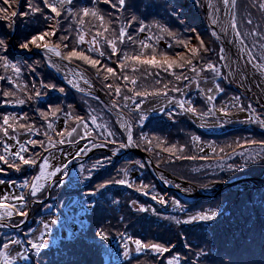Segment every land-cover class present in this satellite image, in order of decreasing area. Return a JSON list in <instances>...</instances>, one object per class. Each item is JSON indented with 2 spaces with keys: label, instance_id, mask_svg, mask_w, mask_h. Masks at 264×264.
Here are the masks:
<instances>
[{
  "label": "snow or ice",
  "instance_id": "snow-or-ice-1",
  "mask_svg": "<svg viewBox=\"0 0 264 264\" xmlns=\"http://www.w3.org/2000/svg\"><path fill=\"white\" fill-rule=\"evenodd\" d=\"M103 3L110 6L117 13H121L120 16L113 17L111 12L105 16L104 12L97 7V4ZM79 0H0V25L6 27L10 32H15L17 28V21H26L28 23L42 20L47 25L44 29L34 30L29 33L22 41L19 42V48L24 51H32L33 49L43 53L44 59L49 61L50 66L56 67L57 71H60L64 65L58 64L52 57L58 58L59 61H67L68 64H72L73 61H82L85 65L95 70L97 76L103 73V79L105 81L109 78L120 80L123 84L137 85V77L135 75H129V69L132 73H141L144 78L160 76V73H166L167 76L172 79L164 82L163 79L155 81L157 85L162 84V87L154 88L148 91L141 87L127 88L126 92L122 91L120 86H115L112 83L105 84L104 86L109 89L108 95H115L120 97L123 101L122 107L129 109L131 112L138 113L136 123H140L146 119L143 114L141 104L143 100L149 97L163 98L166 103L159 109H154L163 112L169 105H174L179 109L178 114L187 115L190 118H195L200 121H204L210 117H216L219 113L224 117L223 121L217 120L216 127H223L228 122L227 118L231 115V109H238L240 112L248 111L250 114L244 123L257 125L262 131H264V118H261V114H258L253 109L251 104L246 107L240 103L241 98L239 96L233 97L231 105L223 104L220 107H216L213 101L216 99V95L221 93L223 89L215 83L220 77V69L215 67L214 62L207 60V54L211 51L218 55L220 60L235 63L237 65L236 72L241 76V86H243V80L247 78L248 65L260 69L259 80L264 81V64L256 63L257 59L264 61V32H258L257 30H250L246 35L259 39L260 43L257 45L256 39L252 40L253 47L248 50L241 47L238 51L247 53V61L242 68L238 60L233 61L231 55L226 48H219L218 52L214 49H210L197 34L195 35L196 44L192 45L191 38H186L180 34L171 30L169 26L161 24L156 21L152 24H145L144 20L133 14L131 16L124 17L126 23L119 25L118 34L113 30L111 36L106 35L109 33L113 19L116 21L121 20V16L128 8V0H91V7L78 8ZM224 9L229 10L232 15L227 21L230 26L233 35L236 38V42L243 46L245 41L241 38V33L237 31V23L235 17V9L237 7L236 0H222ZM198 6L204 7L203 4ZM213 4L211 0H208L207 16L212 25H218V13L220 9L217 7L213 11ZM261 12H264V0H261L259 4ZM172 14L176 15L175 9L172 10ZM92 17L99 22V25H93L96 30L92 33L90 40H85L86 32L84 30L85 18ZM65 19L70 25H75V37H70L73 32L72 27L63 28L61 33V20ZM181 23L183 21L181 20ZM249 25H252V20H247ZM220 31L227 34L228 28L224 25H219ZM155 29L154 34L149 35L152 30ZM91 31V29H89ZM194 31V30H193ZM137 34H144V39L139 40ZM53 37H57V40H53ZM212 38H218L217 32H211ZM167 38V49L158 50L157 44L160 40ZM101 41L107 45L106 51L102 48ZM87 43L88 47L85 50L80 49L79 46ZM228 44H232L231 40L227 41ZM137 45L139 51L136 54H130L128 51H124L121 46L124 45ZM176 48H183V52L172 53L169 50ZM10 44L8 39L4 36H0V69H3V73L0 74V81L6 82L5 86L0 87V93L3 96V103H0V108L4 107H16L24 105L26 102H36L46 96L49 92L56 91L61 94L65 93L63 87H58L55 83H45L40 81L38 84L32 83L29 85L22 79L24 66L19 62L13 63L12 59L8 55ZM145 49H150V54L145 53ZM86 53H95V57ZM112 57H115L114 61L116 68L120 69V72L114 70L109 66V62L112 61ZM102 60L104 63H102ZM98 65L100 67H98ZM34 71V69H29ZM210 72L213 77V87L208 88L206 91L200 89V96L204 99L207 105L206 110L198 109L194 106V101H185L181 99L172 98L169 93H179L181 96L185 95L183 89H187L191 85L195 84L199 86V78L202 73ZM192 73L193 75H189ZM73 75L83 77V73L75 71L71 73ZM256 75L255 73L253 74ZM77 91H80L79 85L73 80H67ZM87 83V81H85ZM187 82V83H184ZM7 85H11V88H7ZM182 86V87H181ZM257 86L264 87V84L257 82ZM250 91V89H249ZM215 93V94H214ZM22 94V95H21ZM131 101V104L128 103ZM112 108H117L120 104V100L113 99L111 102ZM64 113V130L56 132V135L60 137L59 140H54L50 135L55 131L54 121L58 118V114ZM40 120H42L47 127L44 135L47 142L43 140L26 139L23 143H19L15 151H13L8 143H3V153L0 154V165H5L7 169L20 173L24 170L25 166L37 170L33 175L31 181L25 180L24 183L19 185V188L28 190L19 194H5L0 196V226H9L8 221H13V217L27 218L29 213L27 211L29 205V199H37L43 194V190L46 183H59L54 181L53 178L58 173H62L67 169L69 155L73 158H78L82 154H86L91 151L88 144L81 146L80 141L86 139H92L93 147H108L112 148V154L116 155L118 149H125L135 145L138 148H142L144 151L153 152L154 148L160 149V152L167 153L169 157H174L176 160H196L197 155L190 154L191 149L188 145L179 146L171 145L167 146V142L162 140L158 136L149 138L145 134H141L138 138L134 139L133 124H130L122 117L119 119L120 130L125 133L123 139L118 138L116 133L112 131L107 124H97V117L92 116V124L99 130L105 133L104 139L99 143H95L92 137V132L89 130L87 117H81L74 113L73 107L68 105L67 110L61 106L49 107L47 111H38L37 113ZM89 115H91L89 113ZM173 113L168 112V118H173ZM49 117L53 119L50 121ZM29 117L27 113L20 116H14L11 113L3 114L0 116V134L6 140L18 141L20 131L25 130V133H32L33 135H39V129L35 128L34 123H28ZM72 122L75 126H70L69 122ZM204 126L203 123L200 124ZM78 128H82L83 134L78 132ZM11 130V131H9ZM78 137V138H77ZM192 146L195 148L199 146V151L203 152L204 148L201 144V140L198 136L191 137ZM30 144L32 150L30 151L26 145ZM67 144L68 149H72L70 153L66 152L64 145ZM210 149V155L214 156L220 163L217 167L221 171L227 170L228 172L235 173L239 169L247 168L249 165L264 164V138L253 139L245 137L242 139L233 140L231 143L217 147L216 145H208ZM39 149V150H38ZM53 149H58L62 160L59 164L53 165L52 161L57 160L58 157ZM48 153V155H43ZM209 154H206L204 158L207 159ZM233 156H239L240 162H234L233 164H226L227 159H231ZM103 161L96 160L92 166L85 170L81 167V176L83 180L88 181L92 179L91 173L98 167H103ZM138 167H143L138 161H134ZM87 171V175H85ZM123 177H113L96 185L93 191L85 193L86 196L94 197L102 190L107 189L110 185H120L130 188L141 195H149L150 186L146 183L136 184L128 178V171L125 169ZM0 174L7 175V172L0 168ZM213 183L218 181L214 180ZM9 184V187L15 185V181L8 182L0 179V185ZM204 187H207L205 185ZM151 199L156 203L165 205L167 201L158 195H151ZM113 203H119L113 201ZM131 206L135 208V211L139 213L148 212L149 209L138 206L136 200L131 201ZM172 206L176 210L184 211L180 202L173 200ZM153 215L155 211L153 210ZM218 212L215 209L204 210L194 214H188L187 218L179 219L177 217H164L165 220L174 221L178 225H195L197 223L212 222L217 219ZM23 220L14 221L11 226L19 227ZM49 224H43V230L37 235L36 233H29L32 238L27 239V244L32 250V254L39 257L42 254V250L49 247V242L44 238L45 233L50 232ZM102 240H108L109 235L103 229L96 233ZM123 235V234H121ZM187 241V237H185ZM22 241L10 239V243L3 244V250H0V258L3 259L4 264H13V259L6 255V250L10 248V245L19 246ZM136 256H140L142 253H152L157 255H164L165 253H172L175 245L169 247L167 244L155 243L152 241L144 242L141 239H133L132 237L126 238L121 247L123 249V257L128 260L133 254V247ZM185 248L188 252L193 251V246L186 242ZM22 260H28V255H23L17 252ZM235 264L231 256L225 255L218 261L214 260L210 255V251L203 248L199 249L195 254V259H191L188 255L183 257L179 255H173L171 259L167 261V264Z\"/></svg>",
  "mask_w": 264,
  "mask_h": 264
},
{
  "label": "trees",
  "instance_id": "trees-1",
  "mask_svg": "<svg viewBox=\"0 0 264 264\" xmlns=\"http://www.w3.org/2000/svg\"><path fill=\"white\" fill-rule=\"evenodd\" d=\"M187 3V0H128L129 6L121 16V20L116 21L113 19L110 31L109 33H106V35L111 36L113 30L118 34L119 25L122 22L126 23L124 17L135 14L143 19L145 24H152L153 22L158 21L161 24L169 26L172 31L180 34L181 36L191 38L192 45L196 44L194 37L197 34L202 37L205 44L206 40H213L209 35L204 21L202 20L201 22V18L198 16V14H196L195 10L192 15H188L186 13L188 11L187 6H192V4L188 5ZM91 6V0H79L77 5L78 8ZM97 7L104 12L105 16H107L109 12H111L113 17L121 15V13H117L114 9L110 8V6L103 3L98 2ZM173 9H175L176 15L172 14ZM181 20L183 23H181ZM61 25V33H63V28H73V32L69 41V43H71V39H74L75 37V25H70L65 19L61 20ZM93 25L98 26L99 22L90 16L86 17L84 30L86 35L90 38L92 37V33L96 30ZM46 27L47 25L44 24L42 20L28 23L18 19L16 28L17 33L15 38L16 49L18 51H24L19 48V42L34 30L44 29ZM89 29H91V31H89ZM155 32L156 30L153 29L152 32L148 34L151 35ZM12 33L13 32H10L6 27L0 25V36H4L6 39H8L9 44ZM137 38L139 40L144 39V34H137ZM53 40H57V37H53ZM101 44L103 49L110 51V49H107V45L104 44L103 41H101ZM121 47L124 51H128L130 54H136L139 51V47L137 45L126 44ZM79 48L86 51L87 46L83 44L80 45ZM157 48L158 50L167 49V38L160 40V42L157 44ZM144 51L146 54H150V49H145ZM169 51L172 53L183 52V48H176L174 46L173 49ZM8 55L12 61L16 60L17 62H21V65L28 64L26 69L31 68L29 62L32 60H39L38 63L41 62V64H36L33 66L35 69L34 71L24 72V76L32 79L34 82H44V80L50 78L49 75H46L45 71H47V68L45 64L42 62V59H39L38 56L34 58L17 57L14 55L13 51L10 50V48ZM89 55L95 57V53H90ZM111 59L113 62H109V66L113 67L114 70L119 73L120 69L116 68L114 63L116 58L112 57ZM72 63L84 71L96 84V86L107 95L109 91L105 90L103 86L108 83H112L113 85L118 84L119 86H122L126 89L130 87L139 88L142 86L144 89L151 91L154 88L162 87V84L157 85L155 83L156 80L163 79L164 82H167L172 79L163 72L160 73V76L148 77L145 79L143 74H134L129 69L128 74L135 75L137 77V85H125L120 80H115L114 78H109V80L105 81L103 79V73H101L100 76H97L95 70L85 65L82 61H73ZM102 63H104L103 60ZM98 67L100 66L98 65ZM2 73L3 69H0V74ZM33 73H35V76H33ZM189 75L193 74L189 73ZM201 76L203 77V73ZM54 83L58 87L60 86L58 82L55 81ZM5 84L6 82L0 81V85L5 86ZM7 87L11 88V85H7ZM49 94H51V92L44 96V98L46 99ZM108 96L112 100L114 99L112 95ZM64 97V94H60L61 99L58 98V101H63ZM76 97L78 96H74L75 107L78 105L75 99ZM88 98L89 97H83L85 100H88ZM89 99L92 100V98ZM64 104L68 103L64 102ZM28 108L29 116L37 119L38 110L46 108V105L38 102L37 107L30 106ZM76 109L80 113L74 110L75 114L85 115V113L81 112V106L80 108ZM105 111L107 112L106 108ZM110 117L113 119L111 115ZM99 119L100 118L97 117L98 121ZM172 127L180 128L181 130L183 127H188V129L192 131V129H195L196 126L190 124L186 117L182 116L181 114H177L174 122L156 121L150 123L146 128L143 127L142 129L148 130L147 136L151 138L155 129L168 131ZM195 130L197 131V129ZM233 134L234 133H231L230 136ZM191 137L192 136L190 135V139ZM197 148H199V146H196V149ZM203 148L204 151L199 152L201 153L199 155L200 157H204L206 154L210 153L209 151H205L207 149L205 145ZM195 151L197 152V150ZM156 155L158 156L157 152ZM160 155L166 157L168 154L161 153ZM125 169L126 168H123V165L119 168H115L111 174L107 173L97 178L96 182L102 183L113 177H123V170ZM138 169L140 168L135 167L131 169L128 178L131 180L134 178L133 182L136 184H148L150 186L149 195H141L139 192L126 187V190L115 195V198H112L110 204L112 205L113 210L108 216L114 218L109 222L107 220V223L105 224V230L108 233L109 238H126L128 234H130V237H132L134 232L133 230L137 231L139 229V233H136L135 235L137 239H141L144 242L156 241L160 244H167L169 247L175 245L174 249L178 254H182L183 256L188 255L191 259H195L196 252L203 248L210 251V255L216 261H218L221 257L228 255L232 257V260L235 262V264H264V190L244 192L241 194L239 193L240 195L238 196L239 199L237 202L224 212H221L224 207H222V205L218 206L216 208L218 216L215 221L197 223L195 225H178L174 221L165 220L164 217H177L179 219H185L187 218V215L191 213L182 214L179 212V210H176L178 211L177 215L171 214L169 212L168 202L165 205H157L155 204V201L151 200V195H158L163 198L166 197V195H169L171 196L169 198L170 201L176 200L180 202L181 205H184L182 202L183 200L181 198L179 200V197L176 195L172 196L173 193L168 192V190L162 187L147 167H145V170H143L145 178L137 176L139 173H142L140 170L137 172ZM112 188L114 187H110V189ZM132 200L141 202L142 207L148 208L149 211L145 213H139L135 211V208L131 206ZM113 201H118L119 203H113ZM160 209L161 211L158 212ZM153 210L155 211V215H153ZM185 237H187V241L185 240ZM77 242H79V244L70 243V249L63 254H60L58 257H50L48 253H43L44 255H41L37 258L33 257L32 260L27 264H164V259L168 256V253H165L162 258L159 259V263L157 260H153L151 258V253H142L140 256L133 254L129 260L110 262L106 261L102 257V253L97 247H94L93 245H86V240L84 241V239L78 238ZM186 242L193 246V251L191 253H189L188 249L184 246ZM155 256L159 255L155 254ZM181 264H183V261H181ZM202 264H204L203 261Z\"/></svg>",
  "mask_w": 264,
  "mask_h": 264
},
{
  "label": "rangeland",
  "instance_id": "rangeland-1",
  "mask_svg": "<svg viewBox=\"0 0 264 264\" xmlns=\"http://www.w3.org/2000/svg\"><path fill=\"white\" fill-rule=\"evenodd\" d=\"M187 1H188L187 4L188 5L192 4V6L191 5L187 6L188 11L186 13L188 15H192L194 13V10H195L196 14H198V16L200 18H202L203 13H202V15L200 14L201 13L200 12L201 7L198 6V4H200V0H187ZM260 2H261V0H236L237 7L235 9V17H236V23H237V31L241 33L243 39L245 40L247 45L250 47V49L253 47V45H252L253 39H256L257 45L260 43V41H259L258 37L253 38V37L247 36L246 34L250 30H257L258 32H264V12H261V10L259 8ZM183 5H185V4H183ZM249 19L252 20V22H253L252 25H249L247 23V20H249ZM202 20H201V22H202ZM90 39L91 38L89 36L85 35L86 41L90 40ZM206 44L208 45V47L210 49H214V50L217 49L216 50L217 52H218L219 48H223L217 40L216 41L215 40H206ZM84 45L88 47L87 43H85ZM206 59L214 62L215 67L220 69V77L215 81V83L217 84V81H220L219 86L223 89V91L221 93H218V94L214 93L216 95V99H215V101H213V104L216 107H220L223 104L231 105L233 102L232 98L235 96H238V95L235 94L234 91L232 92L227 88V84H226V80H225L226 73H225L224 68L222 66L223 60H220L218 55L214 54L213 52H209L207 54ZM38 61L39 60H32L31 62H29L31 65V68H28V69H26L28 64L23 65L24 71L22 74V79H24L25 82L28 83L29 85H31L32 83H36V82H34L30 78L25 77L24 72L29 71V69H34L33 66L36 64H41V62L38 63ZM257 61L260 64H264V61H262V60L257 59ZM13 63H16V62H13ZM19 63H21V62H19ZM45 72H46V75H49V77H50V78L44 80L45 83H49V82L54 83L55 78H58V77H56V75L54 73H51L48 70ZM33 76H35V73H33ZM185 83H187V82H185ZM36 84H38V83H36ZM115 86H119V85L116 84V85H114V87ZM103 87L105 90L109 91V89H107L105 86H103ZM120 87L122 88L123 92L127 91L126 88H124L122 86H120ZM212 87H213V77H212V74L210 72H208V73H203V77L201 76L199 78V86L193 84L190 87H188L187 89H183L185 91V95L181 96L179 93H169V95L174 99H181V100H185V101H194L195 102L194 106L196 108L206 110L207 105L205 104L204 99L201 98V96H200V89H204L206 91L208 88H212ZM63 88L65 89L64 94L70 95L69 104L73 107V110H76L77 112H79L76 108H80V106H81V108H82L81 112L85 113V115H81V114H77V115H79L81 117H87L86 121H90L91 123H92V116L99 117L100 118L99 121L101 124H107L108 127L116 133L118 138L123 139L122 135L119 133V131L116 128L115 120L109 119L107 117L105 107L102 104L100 105L101 102H97L95 100H85L83 98L76 97L75 99H76V102L78 103V105L75 107V104H74V96L75 95L74 94H76V92L73 91L72 89H69V87H67L65 84H64ZM197 88H198V90H197ZM80 91H85V90L80 88ZM54 92H56V91H52L51 93H54ZM112 96L114 99L120 100V104H118L117 106L125 113L127 119L129 120V123L134 125V127H133L134 139L138 138L141 134L148 135L147 134L148 130H143L142 126L146 125V121L149 117H147V115H145L146 119L144 121H142L140 123H136V118H137L138 114L131 112L129 109L123 108L122 107L123 101L121 100L120 97H116L114 94ZM90 97H93V96H90ZM149 100L151 101L150 103H149ZM145 101H146V104H144ZM145 101L143 100V103L141 104V108H142L143 112H146L148 114H155L156 117H158V116L162 117L167 122L168 121H170V122L175 121L176 116H173L172 119H169L168 118V112H161L158 110H154V109H159L162 105H164L166 103V101H164L163 98L149 97V98L145 99ZM128 103L131 104V101H128ZM240 103H242L245 107L249 104L248 101H246L242 98L240 100ZM150 107L152 109H149ZM174 107H175L174 105H169L165 109H168V110L171 109L170 111L173 114H178L179 109H176ZM252 107H253V109L256 110V112L258 114H261V118H264V114L258 108H255L253 105H252ZM89 113L91 115H89ZM249 114L250 113L248 111L240 112L238 109L233 108V109H231V115L227 118L228 122L225 123L223 125V127H216L215 126L217 123V120L223 121L225 119L224 117L220 116L219 113L216 114V117H210L204 121H200V120H197L195 118H190L187 115L184 116L189 120L190 124L196 126L195 129L200 128L202 130L206 129V130L211 131V132L220 133L224 130H230V129L235 128V127H242V129H244V130L252 131V132H247V131L245 132L244 131V132L236 133V134H233L231 136H228L229 138H224V139H220V140L216 139V138L205 137L204 135H202L201 133H199V131H196L195 129H192V131H190L188 129V127H183L182 130L180 128L172 127L168 131L155 129V131L153 132L154 134H152V137L153 136L160 137L162 140L167 142V146H171L173 144L179 145V146L188 145L189 149H191L190 154L198 156V158L196 160H184V159L176 160L174 157H169L168 155H167L168 157L167 156L164 157V156L160 155L163 152H160V149H158V148H154L152 153L147 152V151H145V152H147L149 155H151V157L154 160L153 162L160 169L170 173L171 175H173L177 178H180L182 181H186L192 185L199 186L200 188H203L205 185H209V184L213 183L212 181H214V180L220 181V182H226V181H233V180L244 179V178H257V179L258 178H264V164L258 163L256 165H249L247 168L239 169L235 173L228 172L227 170L221 171V169L219 167H217V165H218V163H220V161H218L214 156H211V155H208L207 159L200 158L199 154H197V152H200L199 148L196 149V148H193L191 146L192 141L190 139V135L191 136H199V138L201 140V144L203 146L205 145L206 147L210 143L219 147V146L225 145L226 143H231L233 140L242 139L245 137H250L253 139L264 138V131H262L257 125L243 122V121L247 120ZM69 123H70V126H75L74 124H72L71 121ZM201 123L204 124L203 127L200 126ZM59 126H61L62 130H64V125L61 124V120L59 121ZM89 130L92 132V137L95 140V143L99 144L104 139L105 133L102 130L97 129L94 126L89 127ZM19 131H21L20 133L23 132V130H19ZM53 132L50 133L52 138L54 140H59L60 137H58L57 135H54ZM55 132H58V131L55 129ZM78 132L83 134L81 128H78ZM45 140H46V137H45ZM5 141L9 142L11 140L5 139ZM88 141L90 142V144L88 145L89 148H91V149L97 148V147H93L92 139L81 140L80 143L83 144V143L88 142ZM46 142H47V140H46ZM110 147H114V146L109 145L106 148H110ZM64 149L68 153H70L72 151V149H68L67 144L64 145ZM139 149L143 150L142 148H139ZM195 150H197V152ZM53 151L56 153L58 159L53 160L52 164L57 165L61 162L62 157H61L60 151L58 149H53ZM205 151L210 152V149L208 148ZM156 152H157L158 156L156 155ZM86 154H82L79 157L84 156ZM131 154H132L131 152L122 154V157H124V159H125L124 161H127L124 163L123 168H126V170L128 172H129V169H131V167L133 165H136L133 162L138 161L137 159L131 157V156H133ZM45 155H48V153H45ZM92 157H93V159H95L94 161L107 158L106 156H103L100 153H95ZM158 157H159V159H158ZM68 158L71 161L68 165H70V164L73 165V163L75 165V166H72V169L80 166L78 163H75V161H77L78 158H73L71 155H69ZM240 160H241V158L239 156H233L231 159H227L225 161V163L226 164H233L234 162H240ZM104 161H106V160H104ZM92 164H93L92 162L91 163L89 162L86 164L88 169L92 166ZM99 168H101V167H98L95 171H97ZM80 169L81 168H78L77 171H74V179L73 180L76 181L74 186H77V188L80 185H83L85 183V180H83V178L81 176ZM87 174H88L87 171H85V175H87ZM91 175H93V174L91 173ZM69 176H70V172H69L68 177ZM164 185L169 190L176 188L175 186L169 185L168 183H165V182H164ZM69 186H70V183H69ZM185 190L186 189H184L183 191H185ZM5 194H17V193L13 187L10 188L9 184L6 183L4 185H0V196H3ZM177 194L180 195L182 198H185L181 194H179V193H177ZM173 195L174 194H172V196ZM239 195H240L239 192H237V193L231 192V193L227 194V196L219 198L214 203H200L198 205H193L194 207H192L191 205H187L186 208L183 207L184 211L179 210V212L182 214L190 213V212H199L201 209H205L208 207H218L220 205H222V207H224L221 212H224V211L228 210L233 204H235L237 202V200L239 199V197H238ZM94 197L86 198L85 203L92 200ZM170 197L171 196H169V195H166V197H164V199L168 202L169 212L171 214L177 215L178 211H176V209L173 208V206H172L173 200L170 201V199H169ZM185 199L190 200L188 198H185ZM185 203H187V202H185ZM155 204L159 205L158 203H156V201H155ZM137 205L142 206V203L137 202ZM66 206L67 207L68 206H77V204L76 205H73V204L70 205V203H68V204H66ZM80 209H85V208L78 206L77 208L71 209L70 210V223L68 225L60 224L58 226L57 234H58V236H62L61 237L62 239H67L70 237V235L67 233L68 229L70 228V225L73 224L75 226L78 222L81 221V218L78 216ZM161 209L159 211L158 210L157 211L160 212ZM61 212H62V214H66V212H63V211H61ZM48 222L49 221H47L45 223L49 224ZM45 223H43V224H45ZM43 224L31 233H36L38 235L40 233V231L43 230ZM56 227H57V224H56V226L55 225L49 226L51 231L48 232L47 235L45 234V236H44V238L49 243H51L53 241V239H55L57 237L56 234H52V231L55 230ZM133 231L134 232H133L132 238L137 239L135 237V235H136V233H139V229L137 231H135V230H133ZM1 232H4V230L2 229L0 231V233ZM127 237H130V234H128ZM30 238H32V237L29 236V239ZM15 240H17V239H15ZM122 242L119 243L120 246H121ZM6 243H10V240L7 241ZM155 243H158V242L155 241ZM24 247H25V245L23 243L19 246L10 245V248L8 250H6L5 254L8 255L10 258H12L13 264H15L16 262H19V260H22L20 258V256L17 255V252L24 255V252H25ZM111 247L113 248L112 245H111ZM132 247H133V254H135L134 246H132ZM178 247H179V245H178ZM0 250H3V245H0ZM114 250H116V249L113 248V253H114ZM122 253H123V249H122V247H120L118 249V254H119L118 256L116 254H115L114 258H108L106 256V259L114 261V262H121V261L125 260ZM151 255H152L151 258L153 260H157L158 263H159V259H161L163 256V255L155 256V254H152V253H151ZM173 255H179V256L183 257L182 254H178L175 251V249H173V252L168 253V256L165 257L164 264H167V261L169 259H171ZM111 256H112V254H111ZM0 264H4V261L2 258H0Z\"/></svg>",
  "mask_w": 264,
  "mask_h": 264
},
{
  "label": "water",
  "instance_id": "water-1",
  "mask_svg": "<svg viewBox=\"0 0 264 264\" xmlns=\"http://www.w3.org/2000/svg\"><path fill=\"white\" fill-rule=\"evenodd\" d=\"M215 1V5L213 7V11L215 10V8H219L220 11L217 14L218 15V19H219V24L218 25H212L210 19L208 18L207 14H206V18H207V22L210 24V27L212 28L213 31L217 32V40L221 43L223 48H226L229 52V54L232 55V57L235 59V61L238 60L239 65L243 68L244 65L240 64V60H239V55L240 52L236 51V49H240L241 45H239L236 42V38L232 33V30L230 28V26L227 24V21L230 19L231 17V11H230V6H229V10L224 9L223 5H222V0H214ZM205 9H206V4H205ZM207 11V9H206ZM219 25H224L225 27L228 28L227 34H225L224 32L220 31V26ZM231 40L233 43L232 44H228L227 41ZM235 53V54H234ZM33 54H42L41 52H38L37 50H34L31 55ZM244 55V54H243ZM57 61L59 63H62L64 65V67L61 69L62 71H64L66 74H71L75 71H79L75 66L68 64L67 61H59L58 58H56ZM236 65V64H235ZM230 67V65H228ZM237 67V65H236ZM231 68V67H230ZM248 68V72H247V81L245 84V91H247L248 94H250V97L253 96H257V95H263V93L261 92V90L258 89L257 83H254V87L251 88L252 85V78H249V76H251V70L249 67ZM229 69V68H228ZM80 72V71H79ZM83 73V72H81ZM68 76V75H67ZM78 79V84L83 86V87H88V91L92 94H94L95 96H97L103 103H105L108 107V109L111 111V113L116 117L117 122L119 121V119L122 117L124 120H126L124 114L118 109V108H112L111 107V100L103 93L101 92L98 88H96V86H94L90 79L83 73V77H79L76 76ZM252 77V76H251ZM230 79V78H229ZM87 81V83L85 82ZM88 84L90 86H88ZM247 84L249 86V89L247 88ZM242 89V87H240ZM119 127H120V123H118ZM125 134V133H124ZM126 135V134H125ZM128 149H131L132 151H134L138 156L144 158L146 161L149 162V165L151 166V168L157 173V174H161L162 176H165V178H167L170 182L176 183L178 185H184L186 187H189L190 185H188L185 182H182L176 178L171 177L170 175L164 173V172H160L151 162V160L141 151H139L134 145L131 147H128ZM262 183L264 182L263 179H245V180H241L232 184H225V185H220L221 189H219V191H217V194H221L224 193L228 190H238L240 187L245 186L248 183ZM191 188V186H190ZM195 190H197V188H193Z\"/></svg>",
  "mask_w": 264,
  "mask_h": 264
},
{
  "label": "bare ground",
  "instance_id": "bare-ground-1",
  "mask_svg": "<svg viewBox=\"0 0 264 264\" xmlns=\"http://www.w3.org/2000/svg\"><path fill=\"white\" fill-rule=\"evenodd\" d=\"M236 51H238V49H236ZM239 52V51H238ZM235 54V53H234ZM244 54V55H243ZM232 58V57H231ZM239 60H240V64L241 65H244L245 66V63H246V61H247V55H246V53L245 52H240V55H239ZM233 61H235L234 59H232ZM229 65H232L235 69L237 68L236 67V65H235V63H231V61H229V62H227ZM247 67H249L250 68V70H251V76H252V79H251V81L252 82H258L259 81V83L260 84H264V81H261V80H259V70H258V68H256V67H254L253 65H248ZM256 74L255 76L253 75V74ZM67 77V76H66ZM258 89L259 90H264V87H261V86H258ZM208 191V195L210 194V193H212L215 189H214V187H210V188H207V189H205V190H203V189H197L196 191L198 192V194H204L203 192H205V191Z\"/></svg>",
  "mask_w": 264,
  "mask_h": 264
}]
</instances>
